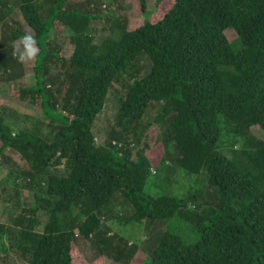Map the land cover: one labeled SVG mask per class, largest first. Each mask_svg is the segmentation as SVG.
<instances>
[{
    "label": "trees",
    "instance_id": "16d2710c",
    "mask_svg": "<svg viewBox=\"0 0 264 264\" xmlns=\"http://www.w3.org/2000/svg\"><path fill=\"white\" fill-rule=\"evenodd\" d=\"M115 1L18 0L27 32L0 0V87L48 118L41 132L15 129L0 104V169L12 171L0 181L8 208L0 264H81L78 236L117 264H264V0H156L136 26ZM139 4L145 15L147 0ZM103 19L105 27L94 25ZM55 25L66 29L64 46L52 39ZM25 34L37 53L34 81L21 86L13 50ZM120 76L126 90L97 143L93 124ZM151 129H160L152 144ZM228 133L237 146L226 152ZM176 170L193 179L186 194L145 191L152 180L172 190ZM117 196L130 215L107 214ZM173 216L197 239L163 229L142 262L136 244L105 223L151 226ZM94 261L84 264H103Z\"/></svg>",
    "mask_w": 264,
    "mask_h": 264
},
{
    "label": "rangeland",
    "instance_id": "374dc122",
    "mask_svg": "<svg viewBox=\"0 0 264 264\" xmlns=\"http://www.w3.org/2000/svg\"><path fill=\"white\" fill-rule=\"evenodd\" d=\"M7 2L9 3V7L11 8L10 12H12L11 14L13 15V18L16 20V22L20 23L19 25L24 30L30 32V29L27 27L19 12L18 0H7ZM155 2L156 0H147V12L145 15L141 12L139 0H116L112 4V8H115L116 11L128 16L131 19V25L136 26L142 23L145 16L150 15L155 11ZM118 4L120 5L118 6ZM103 8L104 10H106V7ZM105 23L106 22L103 19L97 23H94V25L98 28H102L106 26ZM99 34L102 35L101 31L97 34L96 39H99L101 37V35ZM225 34L227 38L234 44L235 48H238L239 43L235 31L231 28H227L225 30ZM66 36V29L62 25L54 26L52 31V39H57L58 42H60L62 46H64L65 43H67ZM63 51L64 53L69 54V50L64 49ZM34 56L31 59L25 58L23 61H20L21 67L23 68V76L15 81L17 85H30L34 81L32 72ZM148 67L149 63H145L143 73L148 70ZM119 78L120 79L118 81H115L113 83V86L110 88L104 107L93 124L92 131L95 135V141L97 143H102L105 139L107 129L112 123L117 112L119 98L124 94L126 90V82L123 81L121 76ZM3 89L4 87H0V104H5L10 108L8 119L11 126L15 129H28L32 131L38 130L41 132V129H43L44 125L47 123L48 118L41 114V111L38 107L39 105L31 104L28 101L19 100L16 97L11 96ZM156 130L160 129H151V133L149 135L147 134L149 136L148 141L151 144L153 143L152 141H154V138L152 139V135L155 136ZM53 131L54 128H51L49 132L47 131V135L51 137ZM233 142H235L234 138L228 133L222 138L220 146L224 151L228 152ZM235 145L237 146V143ZM11 156L14 160H17V155L11 154ZM152 162L153 165L156 166L158 161L153 160ZM155 166L153 167V170ZM158 168H161L160 165L158 166ZM11 175V169H0L1 185L6 183L7 180H9L10 182V180L12 179ZM172 177V190L166 187L164 183H157L158 180L154 183L152 178L150 177L149 181H152L148 184V186L145 187V191L151 194L169 193L178 197L186 194L187 189L193 179L190 176H187L186 173L181 170L174 171ZM8 186L11 185L8 184ZM21 198L26 202L30 200L32 201L31 192L23 189L21 191ZM190 207L192 208V205H190ZM130 209V206L121 204V197L117 196V198L113 199L110 203V209L107 214H114L115 216L124 217L130 215ZM7 212L8 208L6 207V205L0 202V221L4 220ZM119 217H112L111 219L105 220V223L110 226L111 233H117L119 236L129 239L128 241L130 244H136L137 248L139 249L137 254L140 253L138 258L139 262H142L145 259V256L151 253L152 248L156 244L158 235L163 229L168 228L175 234H178L185 243H192L197 239V234L193 227L188 222H185L177 218L176 216L163 221H156L151 226H148L146 220L141 224L131 223V225L130 223H121ZM40 219L43 224L45 223L47 216L40 214ZM103 219H105V215H103L102 220ZM38 229H41V225ZM75 244L76 249L74 250V256L76 252V257L79 258L81 264H84V262L91 263L94 260H101L103 264H117V262L106 256L100 257L91 240H88L87 238L78 236L76 238ZM12 263L13 261L9 260L6 264Z\"/></svg>",
    "mask_w": 264,
    "mask_h": 264
},
{
    "label": "clouds",
    "instance_id": "9594fccd",
    "mask_svg": "<svg viewBox=\"0 0 264 264\" xmlns=\"http://www.w3.org/2000/svg\"><path fill=\"white\" fill-rule=\"evenodd\" d=\"M17 52H19L18 59L21 61L25 58L31 59L37 53L35 40L32 35L25 34L20 37V43L14 45L13 55H17Z\"/></svg>",
    "mask_w": 264,
    "mask_h": 264
}]
</instances>
